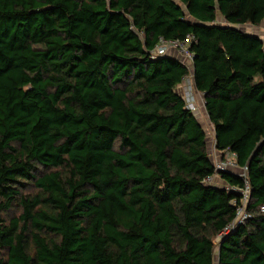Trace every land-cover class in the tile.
Returning a JSON list of instances; mask_svg holds the SVG:
<instances>
[{"label":"trees","instance_id":"16d2710c","mask_svg":"<svg viewBox=\"0 0 264 264\" xmlns=\"http://www.w3.org/2000/svg\"><path fill=\"white\" fill-rule=\"evenodd\" d=\"M263 20L264 0H0V264H264V39L234 28ZM161 38L189 39L216 148L246 179L205 182L190 71L152 56ZM246 180L254 216L215 260L241 198L226 185Z\"/></svg>","mask_w":264,"mask_h":264},{"label":"built area","instance_id":"2783aa9c","mask_svg":"<svg viewBox=\"0 0 264 264\" xmlns=\"http://www.w3.org/2000/svg\"><path fill=\"white\" fill-rule=\"evenodd\" d=\"M185 41H189L186 38ZM185 41L179 40H167L164 38L160 39V42L152 51V56H163V55H170L176 56L182 60V62L187 66L189 69V74L184 77L183 82L178 86V90L180 94L184 97L186 106L188 109L193 111L194 113L198 110V96L197 94L192 93V88L194 86L193 82V70H192V63H193V53L187 47ZM189 83V86L186 83ZM197 91V90H196ZM198 92V91H197ZM184 93V95H183ZM200 96L203 95L198 92ZM219 158L214 163L215 166V173L213 176H209L205 179L206 183L222 185V180L220 179V173L222 171H229L238 174L246 179V167H240L236 161V154L229 150L218 151ZM241 171V172H240ZM219 178L220 182H215L214 178ZM220 183V184H219ZM226 188L231 189L233 191H239L241 193V198L237 201L234 200L233 203L236 205V216L235 219L229 224L221 233L218 234L217 237L222 239V237L231 232V230L240 224H243L245 221L250 219L254 216L253 212L248 210V205L250 201V185L246 180L245 187L238 188L236 186H227ZM261 213H264V205H261L258 209ZM219 240V241H220Z\"/></svg>","mask_w":264,"mask_h":264},{"label":"rangeland","instance_id":"374dc122","mask_svg":"<svg viewBox=\"0 0 264 264\" xmlns=\"http://www.w3.org/2000/svg\"><path fill=\"white\" fill-rule=\"evenodd\" d=\"M219 23H223L224 24V22L222 20H220V19H219ZM235 27H237L238 29H241L243 32H247V33L258 35L259 37L264 39V20L261 22L260 25H252L250 23H246V24H242V25H235ZM186 85L189 86V83L187 82ZM178 92H179V90H178ZM192 93L197 94V96L199 97L198 100H197L198 101V110L195 112V115H196V117L198 118V120L200 121L201 125L203 126L204 130L207 133V148H208V152H209L210 158L215 163L216 160H218V158H219V155H218L219 153H218V150H217L216 144H215L214 125L210 121V119L208 117V114H207V112L205 110L204 98L202 96H200V94H198V92L196 91L194 86L192 88ZM183 95H184V93H183ZM35 191H36V188L32 184H28V185H26L25 188L22 189V193L24 195L33 193ZM20 212H21V207L19 205H15L7 213H5L4 216L7 219H9L10 217L19 216ZM219 240H220L219 237L215 238V242H216V246H215V249H214L215 260H217V258H218V242H219Z\"/></svg>","mask_w":264,"mask_h":264},{"label":"crops","instance_id":"0c3cea01","mask_svg":"<svg viewBox=\"0 0 264 264\" xmlns=\"http://www.w3.org/2000/svg\"><path fill=\"white\" fill-rule=\"evenodd\" d=\"M254 35H255V34H254ZM257 36H258V35H257ZM214 181H215V182H217V181L220 182L221 180L217 177V178H214ZM221 182H222V181H221ZM221 182H220V183H221ZM220 183H219V184H220Z\"/></svg>","mask_w":264,"mask_h":264},{"label":"water","instance_id":"95a60500","mask_svg":"<svg viewBox=\"0 0 264 264\" xmlns=\"http://www.w3.org/2000/svg\"><path fill=\"white\" fill-rule=\"evenodd\" d=\"M234 28H237V27L234 26ZM240 30H241V29H240Z\"/></svg>","mask_w":264,"mask_h":264}]
</instances>
